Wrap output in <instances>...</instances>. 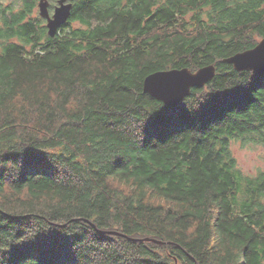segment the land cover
<instances>
[{"label": "trees", "instance_id": "16d2710c", "mask_svg": "<svg viewBox=\"0 0 264 264\" xmlns=\"http://www.w3.org/2000/svg\"><path fill=\"white\" fill-rule=\"evenodd\" d=\"M0 0V264H264V0ZM215 65L177 106L150 74ZM101 232H116L112 235Z\"/></svg>", "mask_w": 264, "mask_h": 264}, {"label": "water", "instance_id": "95a60500", "mask_svg": "<svg viewBox=\"0 0 264 264\" xmlns=\"http://www.w3.org/2000/svg\"><path fill=\"white\" fill-rule=\"evenodd\" d=\"M61 0L60 6L53 16L48 9V1L39 2L40 15L47 20V28L50 36L55 37L60 28L65 25L72 13L73 4ZM225 63L231 64L236 71H254L264 74V38L258 45L250 50L237 53L224 59ZM216 66L209 65L192 72L190 69H172L150 74L144 81V93L164 103L167 107L177 106L187 98L192 89L203 88L216 76ZM112 235H120L116 232H101Z\"/></svg>", "mask_w": 264, "mask_h": 264}, {"label": "rangeland", "instance_id": "374dc122", "mask_svg": "<svg viewBox=\"0 0 264 264\" xmlns=\"http://www.w3.org/2000/svg\"><path fill=\"white\" fill-rule=\"evenodd\" d=\"M11 0L7 1V4ZM15 1V0H13ZM36 16H40V8L37 6L35 11ZM47 26V23H46ZM260 42V40H259ZM232 151L237 158L240 167L242 170L249 175H257L260 171H264V149L261 147L249 148L243 146L241 143H234Z\"/></svg>", "mask_w": 264, "mask_h": 264}, {"label": "flooded vegetation", "instance_id": "af4514ba", "mask_svg": "<svg viewBox=\"0 0 264 264\" xmlns=\"http://www.w3.org/2000/svg\"><path fill=\"white\" fill-rule=\"evenodd\" d=\"M40 1L41 0L38 1V7H39ZM47 1H48V9H49L50 15L53 16L55 14V10L60 6L61 0H47ZM76 1L77 0H73V1L71 0V1L66 2V4L71 3L73 4V7H74ZM41 19H43L47 23V20L45 18H41Z\"/></svg>", "mask_w": 264, "mask_h": 264}, {"label": "bare ground", "instance_id": "6f19581e", "mask_svg": "<svg viewBox=\"0 0 264 264\" xmlns=\"http://www.w3.org/2000/svg\"><path fill=\"white\" fill-rule=\"evenodd\" d=\"M73 1V0H72Z\"/></svg>", "mask_w": 264, "mask_h": 264}]
</instances>
